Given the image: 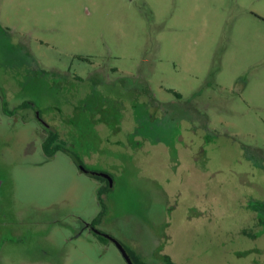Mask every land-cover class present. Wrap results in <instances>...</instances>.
<instances>
[{"label":"rangeland","instance_id":"obj_1","mask_svg":"<svg viewBox=\"0 0 264 264\" xmlns=\"http://www.w3.org/2000/svg\"><path fill=\"white\" fill-rule=\"evenodd\" d=\"M92 223L264 264V0H0V264H128Z\"/></svg>","mask_w":264,"mask_h":264},{"label":"water","instance_id":"obj_2","mask_svg":"<svg viewBox=\"0 0 264 264\" xmlns=\"http://www.w3.org/2000/svg\"><path fill=\"white\" fill-rule=\"evenodd\" d=\"M104 236L106 238L110 239L111 241H113L117 245L118 249L120 250V252L122 253L123 257L125 258V260L128 264H135L132 261L131 257L129 256L127 250L125 249V247L121 243H119L117 240H115L114 238H112L108 235H104Z\"/></svg>","mask_w":264,"mask_h":264},{"label":"flooded vegetation","instance_id":"obj_3","mask_svg":"<svg viewBox=\"0 0 264 264\" xmlns=\"http://www.w3.org/2000/svg\"><path fill=\"white\" fill-rule=\"evenodd\" d=\"M51 131V130H50ZM52 132V131H51ZM49 138H51V139H54L55 137L53 136H51L50 135V137ZM86 229L87 230H89V232H92V233H94L96 236H98L99 238H101V239H106V240H108V241H111L110 239H108V238H106L104 235L105 234H103V233H101L100 231H98L97 229H96V225L94 224V223H92V224H87V226H86ZM113 242V241H112ZM128 252V251H127ZM129 254V253H128ZM130 256V255H129ZM132 259V258H131ZM133 261V260H132Z\"/></svg>","mask_w":264,"mask_h":264},{"label":"trees","instance_id":"obj_4","mask_svg":"<svg viewBox=\"0 0 264 264\" xmlns=\"http://www.w3.org/2000/svg\"><path fill=\"white\" fill-rule=\"evenodd\" d=\"M103 240H106V239L103 238Z\"/></svg>","mask_w":264,"mask_h":264}]
</instances>
